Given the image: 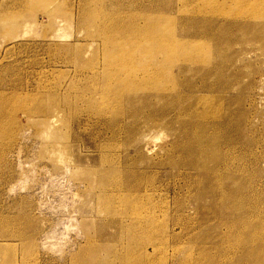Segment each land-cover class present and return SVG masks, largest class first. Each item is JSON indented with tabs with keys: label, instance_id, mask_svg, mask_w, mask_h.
Returning a JSON list of instances; mask_svg holds the SVG:
<instances>
[{
	"label": "bare ground",
	"instance_id": "bare-ground-1",
	"mask_svg": "<svg viewBox=\"0 0 264 264\" xmlns=\"http://www.w3.org/2000/svg\"><path fill=\"white\" fill-rule=\"evenodd\" d=\"M181 1L185 3V8H179L181 17H166L137 1L131 7L123 6L118 14L84 5L81 17L96 28V36L103 41L89 59L101 55L104 63L90 65L84 75L87 81L79 87L96 96L97 103L88 104L97 111L99 121L103 119L118 133L125 117L119 123L112 121L119 115L147 113L171 136L164 153L167 157L145 156L147 143L134 147L136 156L125 149L119 152L121 156L113 154L115 139L99 145L102 197L107 199V211L119 219V229L129 237L120 258L127 264H143L166 247L160 226L150 229V221L158 220L159 214L154 208V185L143 179L152 170L170 167L188 176L187 192L182 194L183 185L178 186L173 197L177 210L185 214L174 225L185 231L187 241L174 247L170 263L264 264V136L248 135L243 104L229 101L234 91L247 92L256 83L252 72L245 70L250 61L245 59L249 53L259 59L264 56V0ZM131 8L143 10L140 21ZM27 21L30 25L31 20ZM64 21L62 25H70ZM237 45L240 49H235ZM163 61L171 66L170 71L159 75L158 64ZM247 75L250 80L242 83ZM83 94H68L67 98L69 113L80 125L87 121L74 112L73 99L86 100ZM51 95L48 104L36 99L48 111L59 109L63 101ZM184 195L197 206L195 215L200 214V220L191 222L194 215L183 204ZM162 211L168 212L161 207ZM122 217L131 222L126 224ZM138 233L149 237V243L139 249L134 246L139 245Z\"/></svg>",
	"mask_w": 264,
	"mask_h": 264
},
{
	"label": "rangeland",
	"instance_id": "rangeland-1",
	"mask_svg": "<svg viewBox=\"0 0 264 264\" xmlns=\"http://www.w3.org/2000/svg\"><path fill=\"white\" fill-rule=\"evenodd\" d=\"M133 1L148 9L151 5L166 17H181L179 8H185L181 0H45L40 5L34 0H0V264H127L120 253L126 251L129 237L119 229V219L107 211V199L102 197L99 145L115 139L113 154L121 156L119 152L124 153L125 149L136 156L134 147L147 143L145 156L158 158L169 148L171 136L147 113L119 115L112 123L125 119L120 132L115 133L103 119L99 121L97 111L88 104H96V96L79 87L87 81L84 75L90 65L104 63L101 55L89 59L103 41L96 36V28L82 20L84 5L118 14L123 6L131 7ZM171 5L173 10L168 9ZM130 10L138 14L140 21L139 12L143 10ZM60 20H67L70 25H62L66 21ZM252 42L248 45L252 46ZM261 59L264 56L259 59L252 53L246 55L244 61L249 62L245 63V70L247 74L252 72L256 83L247 92L234 91L229 100L233 104L241 101L248 116L246 132L256 138L264 136ZM158 66L157 74L169 73L171 66L167 62ZM176 67L178 64L173 69L177 73ZM194 67L192 64L190 68ZM251 77L245 76L242 83ZM73 84L79 86L72 89ZM51 93L63 101L59 109L48 111L36 99L48 104ZM79 93H84L86 100L77 97L73 106L74 112L86 119L84 125L78 124L68 110V94ZM92 118L94 121H89ZM175 172L165 167L152 170L143 179L154 185V208L159 214L158 220L150 221V229L160 226L166 241V247L163 244L165 248L143 264H171L174 247L187 241L185 231L174 225L185 214L177 210L173 197L178 186L183 185L182 194L187 192L188 176ZM182 200L188 213L194 215L191 222L200 220V214L195 215L197 206L187 195ZM161 207L168 212L163 214ZM120 220L131 222L125 217ZM138 234L139 245L134 246L139 249L149 243V237Z\"/></svg>",
	"mask_w": 264,
	"mask_h": 264
}]
</instances>
